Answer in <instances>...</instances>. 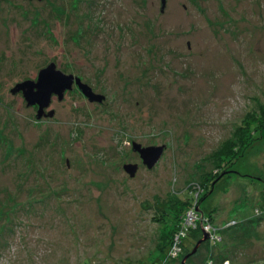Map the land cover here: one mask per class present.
Returning <instances> with one entry per match:
<instances>
[{
    "label": "rangeland",
    "instance_id": "obj_1",
    "mask_svg": "<svg viewBox=\"0 0 264 264\" xmlns=\"http://www.w3.org/2000/svg\"><path fill=\"white\" fill-rule=\"evenodd\" d=\"M161 7V0H0V264L157 261L177 224L173 204L229 171L226 157L244 147L232 168L242 176L220 178L199 209L216 210L222 228L261 213L264 139L240 143L238 130L243 118L264 114V0ZM51 63L102 101L72 85L37 119L38 108L10 89ZM133 142L164 146L152 168ZM129 163L138 165L133 177ZM262 221L260 240H234L240 227L225 234L223 264H264ZM204 247L185 263H203Z\"/></svg>",
    "mask_w": 264,
    "mask_h": 264
},
{
    "label": "trees",
    "instance_id": "obj_2",
    "mask_svg": "<svg viewBox=\"0 0 264 264\" xmlns=\"http://www.w3.org/2000/svg\"><path fill=\"white\" fill-rule=\"evenodd\" d=\"M252 116L253 115H251L250 117L248 116L247 118L245 117L242 120L244 123L239 127L238 130V136H239L238 142L240 143L243 141L246 142V140L249 139L252 140L264 139V114L261 115V117L258 116L257 118ZM250 144L252 143H249V145ZM235 145L236 143L228 146L230 148L224 150L222 154L227 155L230 151H232V149H234ZM239 146L242 147L243 143L242 145ZM236 149H238V147H236ZM248 149L249 147H244L242 148V150H239V152L236 153V155L232 154L230 157L225 156L226 159H229L230 166L232 168L234 162H236L240 157L245 156ZM232 168L229 171H225V170L224 172L221 171V173L214 176L212 180H210L209 183L207 184L202 182L197 186H192L191 188L189 187V191L186 194L185 200L182 202L180 201L175 202L173 204L172 207L175 210V212L178 214L177 215L178 218L174 220V222H176L177 224L173 228V230L171 231L172 233L168 237L166 248H164L161 251V253H159L160 258L158 256L157 261L153 260V262L149 264H155L154 262H157L158 264H163L164 260L165 262L180 260L185 253L190 251V248L195 244L194 242L201 237L202 234L201 229L204 225L207 224L211 226L210 233L212 236H210L207 240L201 243V245L205 246L204 248H206L205 253L207 252V256L203 260V263L201 264H215L216 263V260H214L215 255L219 256L218 258L220 259L219 262L220 264L225 263L226 260L229 263V260L227 259L229 257L227 252V247H228L227 242H229V240L227 241L225 240L226 237L225 234H227L233 228H235L236 230L237 227H240L237 231L234 230L235 234L232 236L233 238H235L234 240H237L238 242L240 241L241 243H243L244 239H247L248 241L250 240L251 242L260 240L261 233L258 232V228L259 225L263 223L262 219L264 218V192H263V196H261L263 197L262 200L260 199L262 201L261 202L262 211L261 213L257 214V216H254L255 218L252 217L250 220L253 219V222H250L249 224L242 223L241 221H236V222L228 221L224 228L218 227L215 225L212 216V214L215 213L216 210H212L213 212L210 211L212 213H210L209 215H205L199 209L200 202L212 192L215 183L220 178H222L223 176L232 177V175L242 176L238 172L234 171ZM259 180L261 182H264V178H261ZM181 211L183 214L180 215ZM234 211L236 212L237 210L234 209ZM189 212H191L195 216V219L191 221V223L187 224L185 219L187 218V214ZM256 212L258 211L256 210ZM238 224H240V226H238ZM234 231L230 233H233ZM182 232L183 234H181ZM176 235H180L179 242L177 243V246L179 247L180 250H176L174 248L175 246L174 237ZM189 245H191V247H189ZM260 246H264L263 238ZM199 248L197 249L196 252H198ZM173 252L175 254H173ZM209 253L211 255H209ZM188 258L190 259V256ZM83 262L84 264H89L87 260H84Z\"/></svg>",
    "mask_w": 264,
    "mask_h": 264
},
{
    "label": "water",
    "instance_id": "obj_3",
    "mask_svg": "<svg viewBox=\"0 0 264 264\" xmlns=\"http://www.w3.org/2000/svg\"><path fill=\"white\" fill-rule=\"evenodd\" d=\"M162 1L161 10L164 7V0ZM79 87L82 94L89 101H102L103 95L96 94L92 89L80 78L73 74H65L59 69H56L55 64L51 63L46 67L41 68L37 73L36 80H24L18 82L12 89V93L21 92L27 106L36 105L37 113L36 118L39 119L44 115V108L49 106L52 95H57L59 99H62L64 92L72 88L73 81ZM53 110H50L46 115L51 116ZM132 150L137 152L142 159V163L148 168H152L159 160L163 153L164 146H142L140 143L133 142ZM138 165L137 164H125L124 169L130 176H134ZM201 237L197 240L193 249L187 253L181 260V264H186V259L196 253L197 249L208 238V232L203 229Z\"/></svg>",
    "mask_w": 264,
    "mask_h": 264
},
{
    "label": "built area",
    "instance_id": "obj_4",
    "mask_svg": "<svg viewBox=\"0 0 264 264\" xmlns=\"http://www.w3.org/2000/svg\"><path fill=\"white\" fill-rule=\"evenodd\" d=\"M195 219V216L191 213V212H189L188 214H187V218L185 219V221H186V223L187 224H189V223H191V221H193ZM185 224V223H184ZM203 229L205 230V231H207L208 233L210 232V229H211V226L209 225V224H207V225H204L203 226ZM181 234H183V232L181 233ZM211 234V233H210ZM179 236L180 235H176L175 237H174V243H175V246H174V248L176 249V250H180L179 249V247L177 246V243L179 242ZM212 236V235H211ZM209 237H210V235H209ZM173 254H175L174 252H173Z\"/></svg>",
    "mask_w": 264,
    "mask_h": 264
},
{
    "label": "flooded vegetation",
    "instance_id": "obj_5",
    "mask_svg": "<svg viewBox=\"0 0 264 264\" xmlns=\"http://www.w3.org/2000/svg\"><path fill=\"white\" fill-rule=\"evenodd\" d=\"M74 76H75V75H74ZM32 80H34V79H32ZM35 80H36V79H35ZM16 84H17V83H16ZM16 84H15V85H16ZM74 85H75V84H73V86H74ZM75 86H76V85H75ZM77 87H78V86H77ZM12 88H13V87H12ZM12 88H11V89H12ZM72 88H73V87H72ZM11 89H10V92H11ZM11 93H12V92H11ZM16 93H21V92H16ZM21 95H22V93H21ZM51 101H52V98H51ZM33 106H36V105H33ZM36 107H37V106H36Z\"/></svg>",
    "mask_w": 264,
    "mask_h": 264
},
{
    "label": "bare ground",
    "instance_id": "obj_6",
    "mask_svg": "<svg viewBox=\"0 0 264 264\" xmlns=\"http://www.w3.org/2000/svg\"><path fill=\"white\" fill-rule=\"evenodd\" d=\"M73 84H75V80L73 81ZM73 84H72V85H73ZM75 85H76V84H75ZM76 86H77V85H76Z\"/></svg>",
    "mask_w": 264,
    "mask_h": 264
}]
</instances>
